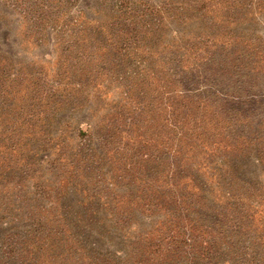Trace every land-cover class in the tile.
<instances>
[{"label":"rangeland","instance_id":"1","mask_svg":"<svg viewBox=\"0 0 264 264\" xmlns=\"http://www.w3.org/2000/svg\"><path fill=\"white\" fill-rule=\"evenodd\" d=\"M141 249L264 264V0H0V264Z\"/></svg>","mask_w":264,"mask_h":264},{"label":"trees","instance_id":"2","mask_svg":"<svg viewBox=\"0 0 264 264\" xmlns=\"http://www.w3.org/2000/svg\"><path fill=\"white\" fill-rule=\"evenodd\" d=\"M16 132L22 133V131H17V130H16ZM174 132H175V136L178 135V139L183 134V132H181V130L174 131ZM175 152L178 153V150H176ZM175 152H174V154L177 155ZM19 153L20 152H16L17 155H19ZM172 169H173V171H176L177 170V165L174 164ZM174 174H176V173H174ZM178 177H179L178 175L175 176L176 182H179V180H177ZM174 185H175L174 188L177 189L178 188V184L176 183ZM172 190H174V189H172ZM181 191L182 192L185 191V187H182L181 188ZM178 194H179V191H178ZM173 195L176 196L175 190H174ZM37 233H38V235L36 234V237H34L35 242H37V244L35 245V247L37 248L38 252L42 253L43 256H45V254H47L48 252H50L48 246L47 245L45 246V244H44V241L47 242L48 239H49L48 234L44 233V234L41 235V232H37ZM40 243H42V244H40ZM138 243H139V240H137V246H138ZM134 244H136V242H132L131 243V245H134ZM137 246L135 247L136 249H137ZM11 251L13 252L14 249H12ZM43 256H42V258H43ZM138 256H139L140 259H142V256L144 258V256H146V255L144 254V252H143L142 249L140 251H138V252L132 251L129 255H127V258H126L127 260L124 258L126 261L124 260L123 261V264H141L140 261H138ZM39 261H40V264H41V260H39Z\"/></svg>","mask_w":264,"mask_h":264}]
</instances>
